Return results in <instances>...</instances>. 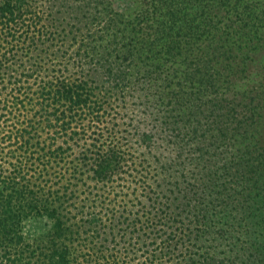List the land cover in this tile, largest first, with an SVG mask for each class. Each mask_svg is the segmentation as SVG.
<instances>
[{"label": "trees", "instance_id": "trees-1", "mask_svg": "<svg viewBox=\"0 0 264 264\" xmlns=\"http://www.w3.org/2000/svg\"><path fill=\"white\" fill-rule=\"evenodd\" d=\"M113 1L0 0V264H264V0Z\"/></svg>", "mask_w": 264, "mask_h": 264}, {"label": "rangeland", "instance_id": "rangeland-1", "mask_svg": "<svg viewBox=\"0 0 264 264\" xmlns=\"http://www.w3.org/2000/svg\"><path fill=\"white\" fill-rule=\"evenodd\" d=\"M129 2L127 0H114L113 1V7L117 10H123L128 7ZM261 59L262 56H258L255 58V62L253 63L252 66V71L251 75L256 79L258 77V72H259V65L261 64ZM250 75V76H251ZM23 229L26 235H32L39 231L42 227V221L34 222V221H29L28 223L23 225Z\"/></svg>", "mask_w": 264, "mask_h": 264}]
</instances>
